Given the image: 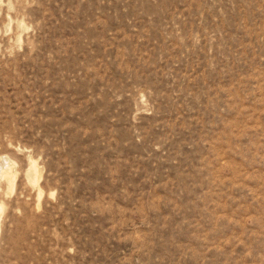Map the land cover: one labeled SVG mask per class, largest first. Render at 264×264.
Returning a JSON list of instances; mask_svg holds the SVG:
<instances>
[{
	"label": "rangeland",
	"instance_id": "obj_1",
	"mask_svg": "<svg viewBox=\"0 0 264 264\" xmlns=\"http://www.w3.org/2000/svg\"><path fill=\"white\" fill-rule=\"evenodd\" d=\"M0 264H264V0H0Z\"/></svg>",
	"mask_w": 264,
	"mask_h": 264
}]
</instances>
